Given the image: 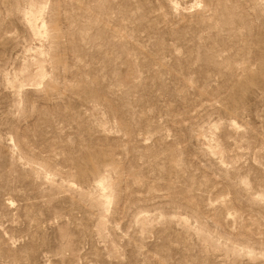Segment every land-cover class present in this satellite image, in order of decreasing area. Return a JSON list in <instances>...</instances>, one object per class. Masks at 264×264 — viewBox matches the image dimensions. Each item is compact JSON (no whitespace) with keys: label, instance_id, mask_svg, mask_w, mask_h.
<instances>
[{"label":"rangeland","instance_id":"obj_1","mask_svg":"<svg viewBox=\"0 0 264 264\" xmlns=\"http://www.w3.org/2000/svg\"><path fill=\"white\" fill-rule=\"evenodd\" d=\"M0 264H264V0H0Z\"/></svg>","mask_w":264,"mask_h":264},{"label":"bare ground","instance_id":"obj_2","mask_svg":"<svg viewBox=\"0 0 264 264\" xmlns=\"http://www.w3.org/2000/svg\"><path fill=\"white\" fill-rule=\"evenodd\" d=\"M32 23H33V21H32ZM29 24L33 26V24H31V23H29ZM30 25H29V26H30ZM33 27H34V26H33ZM30 28H31V27H30ZM32 31H34V30H32ZM36 32H37V31H36ZM36 34H37V33H36Z\"/></svg>","mask_w":264,"mask_h":264}]
</instances>
